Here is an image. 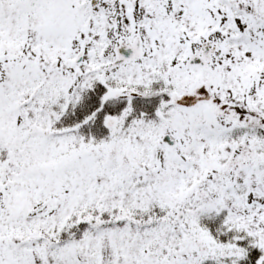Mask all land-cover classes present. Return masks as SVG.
<instances>
[{"label":"snow or ice","instance_id":"snow-or-ice-1","mask_svg":"<svg viewBox=\"0 0 264 264\" xmlns=\"http://www.w3.org/2000/svg\"><path fill=\"white\" fill-rule=\"evenodd\" d=\"M0 264H264V0H0Z\"/></svg>","mask_w":264,"mask_h":264}]
</instances>
